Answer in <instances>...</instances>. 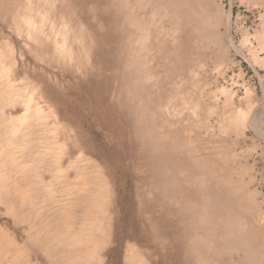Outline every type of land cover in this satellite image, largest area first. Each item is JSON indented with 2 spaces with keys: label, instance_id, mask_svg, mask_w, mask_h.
<instances>
[{
  "label": "rangeland",
  "instance_id": "1",
  "mask_svg": "<svg viewBox=\"0 0 264 264\" xmlns=\"http://www.w3.org/2000/svg\"><path fill=\"white\" fill-rule=\"evenodd\" d=\"M213 20L218 23L211 26L208 22ZM0 26V233H4L0 245L23 260L21 254L28 264H72L77 251L56 234L64 225L60 206L66 204L68 184L77 180L79 168L90 176L95 165L105 178L113 206L117 203L101 264H127L126 244L132 243L137 251L146 249L138 224L133 233L128 231V213L121 200L124 196L129 204L133 174L140 178L138 197L143 201L155 202L165 165L170 164L167 173L183 181L171 165L177 155L163 159L160 142L167 144L170 137L162 132L170 126L179 143L187 138L192 147L197 146L198 164L209 135L214 138L209 137L206 147L230 144H222L229 149L217 147L224 157L218 149L206 169L196 165L194 170L210 174L213 204L226 203L231 218L228 222L224 216L214 219L216 225L207 229L212 232L185 248L181 264H264V0H0ZM199 73L202 76L197 77ZM238 105L237 116L246 119V128L244 124L237 129L223 127L229 139L237 137L231 142L219 128L224 126L221 117L225 122L230 112L227 116L221 112L234 113ZM186 156L181 160L189 164ZM16 182L27 188L23 200ZM87 201H73L74 229ZM199 214L194 213L195 221ZM236 221L240 228L253 230L249 241H240V235L232 233ZM144 223L153 234L156 221L147 217ZM222 230L228 234L221 235Z\"/></svg>",
  "mask_w": 264,
  "mask_h": 264
},
{
  "label": "bare ground",
  "instance_id": "2",
  "mask_svg": "<svg viewBox=\"0 0 264 264\" xmlns=\"http://www.w3.org/2000/svg\"><path fill=\"white\" fill-rule=\"evenodd\" d=\"M38 2V1H37ZM63 2V1H62ZM7 3V2H6ZM28 3V2H27ZM31 3V2H30ZM128 3V2H127ZM174 3V2H173ZM66 4V3H65ZM73 4V3H72ZM248 4V3H247ZM8 5V4H6ZM36 5V3H35ZM34 5V6H35ZM179 5V4H178ZM221 5V4H220ZM219 4L217 6H220ZM29 6V5H28ZM40 6V4H39ZM131 6V4H130ZM255 6V4H254ZM36 7V6H35ZM42 7V6H41ZM205 7V6H204ZM252 7V5H251ZM7 8V7H6ZM68 8V7H67ZM10 9V8H9ZM135 9V8H134ZM177 9V8H176ZM218 9V8H217ZM221 9V8H220ZM253 9V8H252ZM261 9V8H260ZM68 10V9H67ZM108 10V9H107ZM162 10V9H160ZM219 10V9H218ZM15 11V10H14ZM42 11V9H41ZM65 11V10H64ZM130 11V10H128ZM136 11V10H135ZM159 11V10H158ZM43 12V11H42ZM132 12V11H131ZM227 12V11H226ZM260 12V11H259ZM38 14V13H37ZM137 14V13H136ZM143 14V13H142ZM13 15V14H11ZM39 15V14H38ZM134 15V14H133ZM138 15V14H137ZM187 15L189 16V13H187ZM240 15V14H239ZM260 15V14H259ZM43 16V15H41ZM51 16V15H50ZM70 16V15H69ZM139 16V15H138ZM261 16V15H260ZM10 17V16H9ZM45 17V16H44ZM43 17V18H44ZM133 17V16H132ZM145 17V16H144ZM124 18V17H123ZM135 18V17H134ZM139 18V17H138ZM142 18V17H141ZM174 18V17H173ZM192 18V17H190ZM217 18V17H216ZM229 18V16H228ZM66 19V18H65ZM97 19V18H96ZM136 19V18H135ZM140 19V18H139ZM150 19V17H149ZM158 19V18H157ZM222 19V18H221ZM225 19V18H224ZM145 20V19H144ZM168 20V18H167ZM174 20V19H173ZM218 20V18H217ZM217 20H213L212 22H208L211 26L215 25L216 22L218 23ZM14 21V20H12ZM24 21V20H22ZM48 21V20H47ZM125 21V20H124ZM138 21V20H137ZM136 21V22H137ZM166 21V20H165ZM171 21V20H170ZM221 21V20H220ZM15 22V21H14ZM226 22V21H225ZM71 23V22H70ZM222 23V21H221ZM73 24V23H72ZM140 24V23H139ZM13 25V24H12ZM223 25V23H222ZM120 26V25H119ZM126 26V25H125ZM149 26V25H146ZM163 26V25H162ZM226 29L228 28L227 25ZM229 26V24H228ZM1 27V26H0ZM35 27V26H34ZM144 27V26H143ZM175 27V26H174ZM222 27V26H221ZM3 28V27H2ZM1 28V29H2ZM33 28V27H32ZM43 28V27H42ZM98 28V27H97ZM134 28V27H133ZM169 28V27H168ZM257 28V27H256ZM71 29V28H70ZM225 29V27H224ZM38 31V30H37ZM229 31V30H228ZM7 32V31H6ZM35 32V31H34ZM158 32V31H157ZM156 32V34H157ZM227 32V30H226ZM8 33V32H7ZM18 34V33H17ZM38 34V32H37ZM41 34V33H40ZM67 34V33H66ZM225 34V33H224ZM246 34V33H245ZM10 35V34H9ZM8 35V37H10ZM21 35V34H20ZM94 35V34H93ZM138 35V34H137ZM142 35V34H140ZM144 35V34H143ZM158 35V34H157ZM14 36V35H13ZM74 36V35H73ZM226 36V35H225ZM228 36V35H227ZM247 36V35H246ZM21 37H23V35H21ZM20 37V38H21ZM40 37V36H39ZM58 37V36H57ZM92 37V36H91ZM245 37V36H244ZM2 38V37H1ZM13 38V37H12ZM17 38V37H16ZM26 38V37H25ZM43 38V36H42ZM143 38V37H142ZM230 38V37H229ZM15 38H13L14 41ZM3 40V39H2ZM22 40V39H21ZM26 40V39H25ZM33 40V39H32ZM77 40V39H76ZM80 40V39H79ZM171 40V39H170ZM258 40V39H257ZM1 41V40H0ZM35 42V40H33ZM11 42V41H10ZM16 42V41H15ZM14 42V43H15ZM23 42V41H22ZM159 42V41H158ZM224 42V41H223ZM254 42V41H253ZM3 43V42H2ZM24 43V42H23ZM87 43V41H86ZM160 43V42H159ZM230 43V42H228ZM29 44V43H28ZM42 44V43H41ZM69 44V43H68ZM20 45V44H19ZM23 45V44H22ZM21 45V47H23ZM26 45V44H25ZM87 45V44H85ZM171 45V44H170ZM233 45V44H232ZM252 45V44H251ZM4 46V45H3ZM53 46V45H52ZM59 46V45H58ZM62 46V45H61ZM90 46V45H89ZM220 46V45H219ZM20 47V46H19ZM27 47V45H26ZM41 47V46H40ZM69 47V46H68ZM71 47V46H70ZM85 47V46H84ZM232 47V46H231ZM241 47V46H238ZM247 47V46H246ZM13 48L15 49L16 47L13 46ZM43 48V47H42ZM92 48V47H91ZM144 48V47H143ZM234 48V46H233ZM9 49V48H8ZM17 49V48H16ZM23 48L22 51L23 53H21L22 55L25 53ZM37 49V48H36ZM66 49V48H64ZM167 49V48H166ZM238 49V48H237ZM62 50V48L60 49ZM85 50V48L83 49ZM124 50V49H123ZM223 50V49H222ZM234 50V49H233ZM239 50V49H238ZM9 51V50H7ZM15 51V50H14ZM40 51V49H39ZM51 51V50H50ZM70 51V50H68ZM67 51V53H68ZM92 51V50H90ZM264 51V50H263ZM1 52V51H0ZM79 52V51H78ZM123 52V51H122ZM241 52V51H240ZM17 53V52H16ZM27 53V52H26ZM30 53V52H29ZM34 53V52H33ZM120 53V52H119ZM256 53V52H255ZM4 54V53H3ZM35 54V53H34ZM124 54V53H123ZM241 54V53H240ZM2 55V54H1ZM42 55V54H41ZM150 55V54H149ZM225 55V54H224ZM249 55V54H248ZM18 56V55H15ZM31 57V55H29ZM38 56V55H37ZM144 56V55H143ZM4 58V56H2ZM13 57V56H12ZM28 57L27 54L25 55V58ZM60 57V56H59ZM77 57V56H76ZM73 56V59L76 58ZM90 57V56H89ZM211 57V55H210ZM252 57V56H251ZM15 58V57H14ZM34 58V56L32 57ZM78 58V57H77ZM206 58V57H205ZM1 59V58H0ZM35 59V58H34ZM44 59V58H43ZM83 59V58H82ZM119 59V58H118ZM2 60V59H1ZM30 61L29 59H25ZM85 60V59H84ZM124 60V59H123ZM17 61V60H16ZM23 61V60H22ZM21 61V62H22ZM35 61V60H32ZM31 61V62H32ZM37 61V60H36ZM63 61V60H62ZM143 61V59H142ZM206 61V60H205ZM4 62V61H2ZM18 62V61H17ZM26 62V61H25ZM38 62V61H37ZM35 63L38 65V63ZM41 62V61H40ZM146 62V61H145ZM144 62V64H145ZM167 62V61H166ZM1 63V62H0ZM28 63V62H26ZM30 63V62H29ZM56 63V62H55ZM64 63V62H63ZM203 63V62H201ZM9 64V63H8ZM16 64V63H15ZM23 64V63H22ZM42 64V63H40ZM143 64V65H144ZM5 65V64H4ZM4 65H2L4 67ZM30 65H32V63H30ZM34 65V64H33ZM54 65V64H53ZM72 65V64H71ZM75 65V64H74ZM121 65V64H120ZM201 65V64H199ZM260 65V64H259ZM10 66V65H9ZM8 66V67H9ZM26 66V65H25ZM39 66V65H38ZM36 66V67H38ZM46 66V65H45ZM202 66V65H201ZM19 67V66H18ZM23 67V66H22ZM28 67H30L28 65ZM122 67V66H121ZM136 67V66H135ZM140 67V66H139ZM5 68L6 65H5ZM10 68V67H9ZM34 68V66H33ZM44 68V67H43ZM45 68H48L45 67ZM59 68V67H58ZM142 68V67H141ZM201 69L203 67H200ZM38 69V68H37ZM123 69V67H122ZM133 69V68H132ZM131 69V70H132ZM7 69H5L4 72H6L5 74L7 75ZM16 70V69H15ZM35 70V68H34ZM45 70V69H44ZM43 70V71H44ZM47 70V69H46ZM50 70V69H49ZM52 70V69H51ZM54 70V69H53ZM65 70V69H64ZM83 70V69H82ZM165 70V69H163ZM3 71V70H2ZM203 72V69L201 70ZM18 72V71H17ZM46 72V71H45ZM53 72V71H52ZM52 72L50 71V73L52 74ZM225 72V71H224ZM43 73V72H42ZM60 73V72H59ZM73 73V72H72ZM77 73V72H76ZM145 73V72H144ZM198 73V72H196ZM194 73V75L196 74ZM204 73V72H203ZM13 74V73H12ZM51 74L49 76H51ZM54 72L52 74V76H54ZM80 74V73H79ZM142 74V73H141ZM159 74V73H158ZM200 74V73H199ZM197 74L199 76H202V74ZM224 74V73H223ZM58 75V74H55ZM60 75V74H59ZM58 75V76H59ZM118 75V73H117ZM51 76V77H52ZM68 76V75H67ZM143 76V75H142ZM196 76V75H195ZM9 77V76H8ZM13 77V76H12ZM61 78V76H59ZM59 77H57L59 79ZM127 77V76H126ZM10 78V77H9ZM55 78V77H52ZM5 79V78H4ZM2 79V80H4ZM51 79V78H49ZM199 79V78H198ZM9 80V79H8ZM6 80V81H8ZM52 80V79H51ZM63 80V79H62ZM61 80V81H62ZM135 80V79H134ZM196 80V78H195ZM60 81V82H61ZM138 81V80H137ZM197 81V80H196ZM14 82V81H13ZM64 82V81H63ZM144 82V81H143ZM195 82V81H193ZM11 83V82H10ZM20 83V82H19ZM196 83V82H195ZM50 84V83H49ZM61 84V83H59ZM58 84V85H59ZM139 84V83H137ZM198 84V86H200L199 83H196V85ZM11 85V84H10ZM16 87L18 84H15ZM57 85V86H58ZM136 85V84H135ZM141 85V82H140ZM150 85V84H147ZM152 85V84H151ZM194 86V84H192ZM23 86V85H22ZM133 86V85H132ZM138 86V85H137ZM60 87V85H59ZM66 87V86H65ZM142 87V86H141ZM140 87V88H141ZM152 87V86H150ZM9 88V87H8ZM20 88V87H19ZM63 88V87H62ZM130 88V87H129ZM196 88V86H195ZM199 88V87H198ZM200 88H202L200 86ZM199 88V89H200ZM253 90V87L250 86V90L249 92H251ZM263 88V87H262ZM7 89V88H6ZM122 89V88H121ZM154 89V88H153ZM198 89V90H199ZM206 89V88H205ZM26 90V89H25ZM58 90V89H57ZM197 90V91H198ZM201 91V89H200ZM200 91H198L199 93H201ZM263 91V90H262ZM134 92V91H131ZM147 92V90H146ZM194 92V91H193ZM253 92V91H252ZM26 93V92H25ZM136 93V92H135ZM149 93V92H148ZM156 93V92H155ZM230 93V92H229ZM232 93V92H231ZM230 93V94H231ZM255 93V92H254ZM14 94V92L12 93ZM129 94V92H128ZM133 94V93H132ZM237 94V93H234ZM233 94V95H234ZM202 95V94H201ZM227 96H229L231 98L230 95L226 94ZM232 95V94H231ZM238 95V94H237ZM250 95V93H249ZM252 95V94H251ZM250 95V96H251ZM152 96V95H151ZM154 96V95H153ZM226 97V96H224ZM252 97H254L252 95ZM27 98V97H26ZM55 98V97H54ZM250 98V97H249ZM262 98V97H261ZM141 99V97H140ZM139 99V100H140ZM146 99V98H145ZM252 98H250L249 103H251ZM255 99V98H254ZM29 100V99H28ZM144 100V99H143ZM253 100V99H252ZM24 101V100H23ZM89 101V100H88ZM192 101V100H191ZM251 101V102H250ZM254 101V100H253ZM248 102V100H247ZM255 102V101H254ZM254 102H252L254 104ZM235 103V102H234ZM243 103V102H242ZM251 103V105H252ZM144 104V103H143ZM171 104V103H170ZM229 105L227 106V102H226V106L227 108L230 106V103H228ZM33 105V104H32ZM142 105V104H141ZM233 105V104H232ZM16 106V105H15ZM143 106V105H142ZM141 106V107H142ZM185 106V104H184ZM224 106V107H226ZM45 107V106H44ZM187 107V106H186ZM197 107V104H196ZM237 107H241V105L238 106H234L235 108V112L233 113L232 111L228 110L224 112H221L222 114L226 115V113L230 114L227 116V118L225 117V122H224V116L221 117L223 118V120H218L220 121V123H222L224 126H220L219 122L217 123L219 125V128H221L220 131V135L223 129V127H228V128H234L237 129V127L241 126V128H243V124L244 127L245 126V120L242 121V118L240 116H237ZM53 108V107H52ZM144 108V107H142ZM172 108V107H171ZM2 109V108H1ZM161 109V108H160ZM173 109V108H172ZM180 109V108H179ZM182 109V108H181ZM229 109H232L229 107ZM55 110V109H54ZM211 111H213L212 109H209ZM234 110V109H232ZM241 111L243 109H240ZM247 110V109H246ZM251 110V109H250ZM254 110V109H253ZM256 110V109H255ZM254 110V111H255ZM4 111V110H3ZM196 111V110H194ZM240 111V112H241ZM253 111V112H254ZM55 112V111H54ZM243 112H245V109L243 110ZM264 112V111H263ZM213 113V112H212ZM235 115L236 113V117L232 116ZM242 113V112H241ZM246 113V112H245ZM5 114V111H4ZM59 114V113H58ZM210 114V113H209ZM208 114V115H209ZM240 113H238L239 115ZM243 114V113H242ZM13 115V114H12ZM55 115V113H54ZM211 115V114H210ZM209 115V116H210ZM214 115V114H213ZM212 115V116H213ZM256 115V114H255ZM137 116V115H136ZM143 116V115H142ZM199 116V115H198ZM243 116V115H242ZM245 116V115H244ZM248 116V115H247ZM246 116V117H247ZM258 116V115H257ZM60 117V116H59ZM240 120H239V118ZM254 117V116H253ZM238 118V120H237ZM251 118V117H250ZM244 119V118H243ZM255 119V117H254ZM256 120V119H255ZM62 121V120H61ZM199 121V120H198ZM224 123H223V122ZM242 122V124H240ZM251 121V119H250ZM11 122V121H10ZM63 122V121H62ZM181 122V121H180ZM240 122V123H239ZM248 122V121H247ZM214 123V122H213ZM212 123V124H213ZM254 123V120H253ZM256 123V122H255ZM211 124V126H212ZM226 124V125H225ZM232 124V126H231ZM252 124V123H251ZM258 124V123H257ZM151 125V124H150ZM170 125H173L170 124ZM215 125V124H214ZM217 125V128H218ZM164 126V125H163ZM210 126V127H211ZM253 126V125H252ZM153 127V126H152ZM198 127V126H197ZM200 127V126H199ZM198 129H201L199 128ZM209 127V128H210ZM263 127V126H262ZM139 128V127H138ZM213 128V127H212ZM257 128V126H256ZM258 128L261 130V123L259 124ZM141 129V128H140ZM152 129V128H151ZM163 129V127H162ZM203 129V128H202ZM63 130V129H62ZM172 130V128L166 129L165 131H163V135L165 137H170V141L166 144V140L163 142L161 141V147L163 148V159L165 161H168V158L172 155H177L176 159L171 160V165L174 169H176L178 175L181 176V179L183 180L182 182L179 181V179L177 177H174L172 175H170L169 173H167L166 171V166L170 167V164H167L164 166V169L162 168V171L164 172L165 176L163 178V180H161V182H158V185H160L159 187H157L158 191H157V197L154 201H143L141 200L138 195L140 192V181H139V176L137 174H133L132 180H131V185L132 188H130L129 192H128V203L127 204L124 201V196L121 197V200L123 199V205L125 207V211L126 213H128V217H127V222L129 223L130 227L128 229L129 232L133 233V226L134 224H138V236L139 239L141 240L142 245L146 248L144 250H140L137 251L135 250V248L133 247V244H126V250H125V263L127 264H181L183 261V258L186 257V253L184 252L185 248L190 246L191 243H193V241L199 239V240H203L204 238L207 237V235L212 232V230H207L209 228H212V224L216 225V222L214 219H216L217 217H225V221L228 222V219L231 218V211L230 208H227V204L223 203V201L219 204H213L212 198H213V193L211 192V188H210V179L209 176L210 174H207L208 172H202L201 174L196 173L194 170V167L196 165H199L201 168H207L208 165V159L210 157H212V155L216 154L218 155V153L220 152L221 155L222 154V150H220L219 148H222V146L224 144H229L228 141L225 143L224 141L228 140L231 141L233 139H229V135L226 133V137H225V133L222 132V134L224 133V140L220 143L221 146H215L217 144H215L214 142V146H209L206 147L208 145H210V139H213L211 137V135H209V137H207L208 140H206L207 142H203L204 146H203V152L207 153L209 151H207V149H209L211 151V153H207L204 154L201 151V155H203V157L201 155H199V159L201 160V163H197V156H195L196 154H194L195 150L194 148H196L197 146L193 145V147L191 146V139H184L182 143H179L177 136L175 135L174 131H170ZM207 131V129H205ZM209 130V129H208ZM220 130V129H218ZM144 131V130H143ZM200 131V130H199ZM215 131V130H214ZM214 131H211L212 133ZM142 132V131H141ZM172 132V133H171ZM208 132V131H207ZM258 132V130H257ZM153 133V132H152ZM198 133V132H197ZM231 133V132H230ZM64 134V133H63ZM148 134V133H147ZM195 133L193 134V131L191 133L192 139L195 140L196 137H193ZM203 134V133H200ZM218 134V133H217ZM197 135V134H196ZM215 135V133H214ZM190 135L188 136L189 138L191 137ZM200 136V135H198ZM229 136V137H228ZM240 136V135H239ZM144 137V136H143ZM154 137V136H153ZM156 137V136H155ZM222 137V136H221ZM216 138V137H215ZM223 138L221 140H223ZM235 139L237 137H234ZM264 138V137H263ZM59 139V138H57ZM202 139V137L200 138ZM235 139H233L232 141H234ZM14 140V139H13ZM145 140V138H144ZM216 140V139H215ZM240 140V139H239ZM263 140V139H262ZM200 141V140H199ZM204 141V140H202ZM209 141V144H207ZM214 141V140H213ZM220 141L217 139V142ZM231 141V142H232ZM66 142V141H65ZM158 142V141H156ZM150 143V142H149ZM148 143V144H149ZM67 144V143H66ZM158 144V143H157ZM198 144V143H197ZM207 144V145H205ZM233 144V143H231ZM154 145V144H153ZM152 145V146H153ZM220 145V144H219ZM223 146V147H226ZM230 145V144H229ZM261 145V144H260ZM195 146V147H194ZM198 146L200 147V145L198 144ZM159 147V146H158ZM219 147V148H217ZM231 147H235V145L233 144V146ZM131 148V147H130ZM202 148V147H201ZM228 148V147H226ZM219 149V152L217 151ZM229 149V148H228ZM227 149V150H228ZM233 149V148H232ZM202 150V149H200ZM199 150V152H200ZM205 150V151H204ZM96 151V150H95ZM153 151V150H152ZM226 151V150H225ZM155 152V151H153ZM224 152V150H223ZM225 154V153H224ZM187 155L186 157L189 158L190 163L186 164L185 160L182 161V157ZM206 155V156H205ZM211 155V156H210ZM233 155H235L233 153ZM232 155V156H233ZM103 156V155H102ZM220 156H218L217 158H219ZM236 156V155H235ZM223 157L221 158V161L223 162ZM228 157V156H226ZM226 159H230L229 157ZM234 157V156H233ZM144 158V157H143ZM147 158V155H146ZM62 159V158H61ZM151 159V158H150ZM220 159V158H219ZM146 160V159H145ZM101 161V160H100ZM220 161V160H219ZM220 161V162H221ZM145 162V161H144ZM226 162V161H224ZM223 162V163H224ZM192 163V165H191ZM211 164V163H210ZM163 165V164H162ZM92 169L90 172V176L87 175V173L82 170L81 168H79V170L77 171V180H73L71 182H69L68 184V190L66 192V204H62L60 206V214L62 216V220L64 225L56 231V234L59 235L60 237L63 238V240L67 241V244H69L70 246L74 247L75 251H77L76 255L72 257V264H101L102 259H103V254L101 252L102 248L104 247V245L106 244V241H109L108 237L110 234L108 232L109 229V225L110 222L112 220V216L114 217L115 212H117V203L115 202L114 206L112 204L111 201V197L109 194V189L107 186V183L105 181V178L103 177V174L101 173V171L99 170L98 167H96L95 165H91ZM221 167V165H220ZM241 169L244 167H240ZM246 168V167H245ZM145 169V168H144ZM244 171V169H242ZM246 170V169H245ZM84 171V172H83ZM104 171V170H103ZM138 171V169H137ZM166 172V173H165ZM86 173V174H85ZM153 173V172H152ZM141 174V173H140ZM154 174V173H153ZM132 176V175H131ZM153 176V175H152ZM156 177V176H155ZM154 177V178H155ZM162 177V176H161ZM150 179V178H149ZM159 179V178H158ZM162 179V178H161ZM253 179V178H252ZM208 181V183H207ZM253 181V180H252ZM251 181V182H252ZM255 181V180H254ZM155 182V181H154ZM43 183V182H42ZM219 183V182H218ZM45 184V183H44ZM156 184V183H154ZM250 184V183H249ZM252 184V183H251ZM42 185V184H41ZM110 185V184H109ZM200 185V186H199ZM17 192L19 193L20 197L22 198V200L26 197L27 195V188H24V186H22V184H20L19 182L15 183ZM40 186V185H39ZM38 186V187H39ZM150 186V185H149ZM161 189V190H160ZM29 190V189H28ZM151 190V189H150ZM256 190V189H255ZM249 192V191H248ZM252 192V191H251ZM255 192V191H254ZM257 192V191H256ZM255 192V193H256ZM149 193V192H148ZM246 193V192H245ZM259 193V192H258ZM113 193L111 192V195ZM154 195V194H153ZM121 196V194H120ZM149 196V194H148ZM152 196V195H151ZM116 197V196H115ZM124 197V198H123ZM76 198L78 199H85L88 198V201L86 202V204L83 206V213L81 214V219L80 222L78 224V229H74L72 221H70L71 217H72V212H73V201L76 200ZM155 198V197H154ZM253 198V197H252ZM256 198V197H255ZM254 198V199H255ZM127 200V199H126ZM164 200H167L168 202L165 203ZM249 200V199H248ZM247 200V201H248ZM259 200V199H258ZM250 201V200H249ZM249 203V202H248ZM262 203V202H261ZM122 205V206H123ZM261 205V204H260ZM113 206V208H112ZM109 207L111 209L110 215H109ZM215 207H218L219 209H214ZM236 208V207H235ZM260 208V207H259ZM2 212V210H1ZM196 212H200L198 220H194V213ZM114 213V214H113ZM201 213H204V216L201 215ZM6 215V214H5ZM112 215V216H111ZM247 215V214H245ZM263 215V214H262ZM153 218L156 223H157V228L155 230H153V234H149L147 232V226L144 223L146 218ZM7 218V217H6ZM263 218V217H262ZM261 218V219H262ZM5 219V218H4ZM11 220V219H10ZM116 221V220H115ZM223 220V222L221 221L222 225H226V222ZM1 223V222H0ZM184 223V226H182V224ZM236 228L234 226V230H232L233 234H238L240 235V241L243 239L246 242L249 241L250 239V235L253 232V230H246L245 228H240L238 222L236 221ZM260 223V222H259ZM11 224V223H10ZM254 224V223H253ZM219 225V224H218ZM252 225V224H251ZM2 227V226H1ZM264 227V226H263ZM7 228V227H6ZM224 228V227H223ZM237 228H240L239 230ZM251 228V227H250ZM3 229V228H2ZM254 229V228H253ZM1 230V229H0ZM111 230V229H110ZM221 230V229H220ZM134 231V230H133ZM221 235H226L227 230H222ZM127 234V233H126ZM0 235L4 236V233H0ZM236 236V235H235ZM124 237V236H123ZM7 238V237H5ZM128 238L130 239L131 236ZM217 239V238H216ZM235 239V238H234ZM25 240V239H24ZM207 240V239H206ZM4 241V240H3ZM127 243V242H126ZM206 243V242H205ZM120 245V244H119ZM245 247H248L247 244ZM196 246V245H195ZM219 246V245H218ZM119 247V246H118ZM110 248V247H109ZM112 248V247H111ZM196 248V247H195ZM223 248V247H222ZM241 248V247H240ZM188 249V248H187ZM212 249V247H209V250ZM230 249V248H229ZM237 249V248H236ZM251 249V248H250ZM111 250V249H109ZM200 250V249H199ZM203 250V249H202ZM242 250V249H241ZM244 250V249H243ZM213 251V250H212ZM113 252V251H112ZM200 252V251H199ZM214 252V251H213ZM107 253V252H106ZM183 253V256H182ZM237 253V252H236ZM115 254V252H114ZM205 254V253H204ZM216 254V253H215ZM214 254V255H215ZM245 256V252L243 253ZM191 254H189L190 256ZM193 255V254H192ZM19 254L16 256L13 253L10 254L9 250L7 249L6 246L4 245H0V264H28V262L24 259V257L20 254L21 258L23 260L18 259ZM36 256V255H35ZM197 256V255H196ZM222 257V256H221ZM111 258V257H110ZM190 258V257H189ZM199 258V257H198ZM36 259V258H35ZM206 259V258H203ZM202 260V259H201ZM200 260V261H201ZM247 260V259H246ZM105 261V260H104ZM116 261V260H115ZM192 261V260H191ZM252 261V260H251ZM185 262V261H184ZM207 264V263H206ZM220 264V263H218ZM241 264V263H240ZM247 264V262H246Z\"/></svg>",
  "mask_w": 264,
  "mask_h": 264
}]
</instances>
